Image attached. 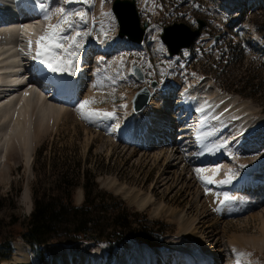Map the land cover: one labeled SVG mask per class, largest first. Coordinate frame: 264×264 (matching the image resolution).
<instances>
[{"label": "rangeland", "instance_id": "374dc122", "mask_svg": "<svg viewBox=\"0 0 264 264\" xmlns=\"http://www.w3.org/2000/svg\"><path fill=\"white\" fill-rule=\"evenodd\" d=\"M67 1L56 0L54 8H65ZM113 1L93 0L94 28L91 38L100 41L102 34L109 39L107 45L114 48L118 42V24L116 19L113 22L110 17L105 16L106 12L112 13L111 5ZM136 2L141 17L150 24L148 31L152 27L146 38L147 51L125 48L120 53L114 54L111 52L113 54L107 55L106 65H108L107 74H111V77L116 73H122L126 76L128 71H131L133 78L136 77L137 80L130 82L131 79H129L130 83H123V81L120 86L115 87L113 90L109 87L105 88L103 98L96 102L98 107L117 108L116 112L121 111V113L129 111L132 103H128V95L134 96L141 88H150L153 82H157L159 87L157 90L152 91L151 100L153 99L156 107L163 109L164 106L161 105L163 102L161 87L163 85L178 84L183 87L188 82V86L191 85L193 89H198L201 88V85L197 84L211 81L212 77L213 79L217 78L218 88L222 90L223 94H229L237 98L240 105H248L254 109L245 111L241 114L242 116H250L253 120L264 117V6L258 9H255V7L247 8L242 14L228 9L227 11L218 10L220 14H215L213 11H209V8L216 7L211 0H190L186 4H183L184 0H136ZM100 9L104 11H102V14ZM198 18L207 21L208 28L203 31L202 36L196 42L193 54L191 52L186 55L183 53L181 58L175 62H170L165 55L167 47L160 39L163 27L172 23H185L188 25L189 22H194V19ZM235 20H237V25L232 27ZM153 37H156V39H153ZM215 37H217V40H215ZM94 57H92L93 62L90 65L96 69ZM134 67L141 70L145 78L144 81L138 79L134 73ZM97 68H99L98 65ZM193 73H195V76ZM248 78L253 80L252 83L255 86H249L246 83ZM115 80L116 78L113 77V84ZM246 87L249 88L242 95ZM84 91L86 93L88 89ZM124 104H126V107L124 106L123 109ZM66 112L63 115L65 118L61 117L56 122L54 120L49 121L50 123L47 124L45 132L36 142L30 164L25 161L23 151L14 147L8 154V161H2L0 165V175L4 177L0 176V224L3 226V241L13 235L18 237V232H14L10 226L13 217L18 216L25 221L31 213V205L33 206L32 188L37 180V171L45 184L50 186L60 172L79 163L81 169H83L82 172L91 171L97 176L96 181L100 189L124 201L129 209L141 214L139 220L142 223H148L150 227L157 230L148 239L125 241L112 253L107 248L99 247L93 243H88L87 247L81 245V247H64L61 244L45 245L33 253L37 262L49 264L57 258V262H59V257L65 258L68 254H72L75 258L86 256L85 258L89 260H92L91 258L94 260V258L100 256L98 257L100 264H124L127 259L129 261L134 259L140 247H145L155 249L156 254L167 253L170 258L168 264H172V261L174 263V253L180 249L184 251L186 247L183 245L185 241L182 233H180L181 224L177 218L172 217L171 210L179 213L194 202L193 195L188 196L189 192L186 191L189 175L184 177L185 186L182 185L184 181L180 185L178 180H175V183L174 181L169 182L170 178L175 177L173 170L176 168L171 170V175L166 174L160 178V173L166 169L161 150H157L156 153H152L150 157L147 156L146 158L144 155L134 153L132 149L120 145L117 141L118 137L104 130L102 125L97 127L90 123L91 121L85 119V116H82L78 109L69 108ZM116 116L121 119L122 115L116 113ZM234 121H238V118ZM173 127L175 126L173 125ZM219 128L220 126L217 124L216 130H219ZM249 131L250 129H248ZM257 132L252 135H243V141L245 142L241 143V158L257 160L264 153L263 149V152L258 155L255 153H248L251 154L250 156L245 154L248 148L253 149L254 144L257 145L260 138L264 137V125ZM256 134H259L260 137H256ZM176 135L175 132L174 136ZM257 138L259 139L257 140ZM168 150L164 148L162 153H167L170 151ZM155 156L161 157L156 166L153 165ZM262 168H264V164ZM5 169L9 170L6 171ZM177 170L179 175L180 171ZM237 172L234 170L233 180L238 176ZM166 177L168 180L162 181ZM19 189H21V193L16 199V193ZM260 195L259 193L257 195L242 194L233 196L231 204H228V207L223 210L224 212L222 211L219 214L213 212L215 198L212 197V200H214L212 205L207 204L205 198L203 199L207 211L205 215H208L204 221H210L209 224H213L212 227L215 228L214 234L216 235L213 239L209 238L207 244L216 258L212 260V264L214 262H218L215 264H228L231 259V262L234 263L233 240L238 242L241 241L240 238H263L264 240V231L261 230L260 219L248 218L246 220V217H249L251 213L257 214L255 208L253 212L251 208L248 210L249 212L247 211L248 213L242 214L241 217H235V213L246 208L249 203H252L251 206L256 204L255 201L261 197ZM12 199L17 201L16 208H12ZM83 202L84 191L80 187L74 194V203L80 206ZM196 228L195 231L197 232L204 230L201 225ZM160 229H164V231ZM260 232L262 237H260ZM200 241L199 239L192 240V238L189 240L194 245L195 243L200 245ZM15 243L25 244L20 238L15 239L12 243L11 253L5 250V259L0 256V264L13 263L15 260ZM215 243H219V245L217 246ZM240 246L242 247V243ZM243 248H245L244 253L250 254L247 256L251 261H254L255 264H264V249L261 250L259 246L253 248L252 246H243ZM218 254L221 255L219 258H217ZM107 255L111 256L110 260L107 259ZM155 257L160 264H164L162 255L157 254ZM52 260L54 261L52 262ZM238 261L240 264H245L240 258Z\"/></svg>", "mask_w": 264, "mask_h": 264}, {"label": "bare ground", "instance_id": "6f19581e", "mask_svg": "<svg viewBox=\"0 0 264 264\" xmlns=\"http://www.w3.org/2000/svg\"><path fill=\"white\" fill-rule=\"evenodd\" d=\"M41 2L45 3L46 6H50L51 10H55V0H41ZM221 2H223V6L242 12L247 10V7L260 8L264 6V0H221ZM35 4H38L36 0H0V165L2 161H8V154L14 147L23 151L25 161L30 164L36 142L45 132L44 130L47 124L50 123L49 121L54 120L56 122L59 118L64 117L63 115L67 113L66 111L70 107H77L82 116L87 115L93 109L101 112L113 111L116 118L94 117L90 123L97 127L102 125L104 130L118 137L124 147L132 149L134 153L144 155L146 158L147 156L150 157L152 153H156L157 150H161L162 160H164V164L166 163V169H163L164 171L160 173V178L166 174L171 175V170L176 168L173 170L175 177L170 178L169 182L174 181L175 183V180H178L180 185L184 181V177L189 175V182L186 184L184 181L182 185L185 186L186 184V191L187 193L189 192L188 196L193 195L194 202L190 203L186 209L181 210L179 213L171 210L172 217L177 218L181 224L180 233L183 235L185 241L183 245H185L186 250L184 248V251H181L179 248L180 250L174 253L173 259L175 260L174 263L172 261V264H212V260L216 258L214 257V252H211L210 246L207 244L209 238L213 239L216 235L214 234L215 228L212 227L213 224L210 225V221H204L208 216L205 215V212L207 214L205 202L212 205L214 201L212 197L215 198L213 212L219 214L228 207V204H231L230 199L233 195L245 191L253 193L254 190L264 187V183H260L264 180V170L262 169V164L264 163L263 155L257 160L241 158L242 153L240 150L241 143L244 140L243 135H252L259 128H262L264 117H258L253 120L250 116H242L241 114L245 111L254 109L248 105H240L237 98L220 93L210 82L204 88L198 89H193L191 85L188 86L189 84L181 89L177 85L164 86L161 89L163 92V102L161 104L164 106L163 109L156 107L153 99L143 112L137 114H134L131 109L121 113V111L116 112L117 108L98 107L96 102L103 98L105 88L109 87L113 90L115 87L120 86L121 82H129V79L134 81L136 78L130 75L132 74L131 71H128L129 79L128 75L116 73L113 75L116 78L113 84V77L107 75L103 62L105 61V55L111 53V46L107 45L109 39L102 34L100 41L93 37L90 38L94 24L93 0H89L87 4L83 3V0H68L66 2L65 8L69 11L82 9L87 14V22H80L79 17L73 18L77 21V31H79L81 37L79 39L80 46L71 58V63H67L63 67L71 66L76 68L72 74V86L81 87L86 83L85 88L87 86L89 88L86 93H83L82 89L79 92L74 91L76 96L70 95V99L75 102L78 100L76 105H71L70 107H67L68 105L58 106L55 102H51L48 99L49 96L45 95V93H54L55 87L51 86V78L47 80V84L38 83L35 86H29L26 81V78L36 80L37 74L41 72L49 71L52 76L58 73L53 72L48 67L46 68L42 61L33 59L37 48L35 41L48 30L47 26L49 23L54 24L59 20V15L56 16L57 18L53 22L44 20L43 17L47 8L35 9L32 7ZM64 29H66V25L63 26L62 34H71V32L64 31ZM30 39L33 41L32 50L28 48ZM68 43L70 44L71 42L69 41ZM86 45H89L90 48L87 49ZM118 45H116V47L118 46V53L125 50V48L130 50L142 49L143 52L147 50V46L144 43L137 44L120 40ZM71 50L69 48V51ZM30 51L31 54H29ZM57 51L60 59L64 60L66 55L64 50L59 49ZM93 52L98 53L97 65L99 68L95 69L96 71L92 75H89L87 70L91 68L88 67L86 62ZM113 52L116 53V51ZM116 62L118 63L119 61ZM42 78H44L43 75ZM88 81L90 85H87ZM40 86L48 92H43V90L41 92ZM132 96L128 95V103H131ZM84 100H90L91 103L82 109L80 102ZM125 105H123V109ZM201 108L203 111H198ZM116 113L122 115L121 119L116 116ZM236 118H238V121L235 122ZM217 124L220 126L219 130H216ZM173 125H178V131L176 127L178 134L176 133V136L172 133L173 131L175 132ZM248 129H250L249 132ZM198 134L201 135L200 141L197 140ZM257 136L259 134H256ZM168 138L170 143L167 142L169 144L165 147L163 145H165ZM139 139V144L134 145V142ZM164 139L165 143H161L160 141ZM261 139H263L262 143L257 142L260 144L258 147H262L264 144V137ZM234 140L235 142L233 143ZM129 141H132L133 144L127 143ZM202 144L207 145L212 150L209 151L208 148L202 147ZM213 145H215L214 148L212 147ZM164 148L170 151L162 153ZM258 149L255 147L250 151L258 155ZM156 157L158 156L153 158V165L155 164V166L161 158ZM217 167H219L218 172L216 171ZM197 168H201L204 171L198 175L195 171ZM177 169L180 171L179 175ZM234 170L238 171L240 175V179L236 182L233 180ZM6 171L5 173H7ZM200 176L210 177L212 183L201 179ZM229 176H231L230 181L225 183L224 181ZM165 180H168L167 177L162 179V181ZM260 196L257 200L255 199L256 204L253 202L254 205L251 206L252 203H249L246 208L237 211L235 217H241L242 214L248 213L251 208L253 212L255 208L257 214H248L249 217H246V220L248 218L260 219L261 230L264 231V195ZM204 198L205 202H203ZM197 224L201 225L204 230L195 231ZM260 237H262V234ZM191 238L192 240H201L200 245H196V243L194 245L189 242ZM240 239V242L232 241V251L235 249L233 251L235 261L232 263L231 259L228 264H240L239 258L245 264H255L247 255L238 256L237 253H244L245 248L243 246H252V248L259 246L261 250L264 249L263 238ZM241 243L242 247L240 246ZM15 244V260L11 264H40L26 244ZM87 245L83 244L82 247H87ZM216 245L218 246L219 243ZM238 247L240 248L239 250ZM157 254L162 255L164 264H168L170 258L167 253ZM157 254L155 249L140 247L134 259L132 261L124 260V264H160L155 257ZM219 256L221 255L218 254L217 258ZM85 257L75 258L72 254H68L65 258L59 257V262H57V258V260H52L54 262L49 264H100L98 262V257L100 256L96 259L94 258V260L93 258L89 260Z\"/></svg>", "mask_w": 264, "mask_h": 264}, {"label": "trees", "instance_id": "16d2710c", "mask_svg": "<svg viewBox=\"0 0 264 264\" xmlns=\"http://www.w3.org/2000/svg\"><path fill=\"white\" fill-rule=\"evenodd\" d=\"M247 79L249 86H255ZM249 87L244 89V95ZM80 164L59 173L51 185H46L37 171L32 188V211L25 221L13 217L11 228L18 237L10 236L3 241L0 224V256L5 259V250L12 251V243L20 238L34 251L50 244L65 246L77 243H94L106 247L110 253L128 240L148 239L157 229L139 220L140 213L132 211L124 201L100 189L91 171H83ZM73 171V172H70ZM84 191V202L77 206L74 194ZM21 189L16 193L20 196ZM12 199V208L17 207ZM164 231V229H160Z\"/></svg>", "mask_w": 264, "mask_h": 264}, {"label": "snow or ice", "instance_id": "6c2138e0", "mask_svg": "<svg viewBox=\"0 0 264 264\" xmlns=\"http://www.w3.org/2000/svg\"><path fill=\"white\" fill-rule=\"evenodd\" d=\"M36 2L40 5L42 9H46L44 14V20L49 21L53 16L59 15V20L56 23H49L47 26V31L40 35L37 40L35 41V44L37 45V48L35 49V55L33 56V59L40 60L44 64L48 66L49 69H51L53 72H60L64 70V65L67 63H71V58L75 54L76 50H78L80 44L79 39L80 33L77 31V21L73 19L74 17H79L80 22H87L86 17L87 14L81 9V10H73L69 11L64 7H58L54 11L50 9V6H46L45 3H42L41 0H36ZM89 0H83V3L87 4ZM105 16L110 17V19L114 22L115 21V15L111 12H106ZM66 25V29L64 31H69L71 34H62L63 26ZM86 34V33H85ZM153 39H156V37H153ZM71 42L70 44L68 42ZM33 47V41L30 39L28 42V48L29 50H32ZM69 48L72 50L69 51ZM63 49L65 52V59L61 60L59 57V52L57 50ZM31 54V51L29 52ZM187 53L185 52V55ZM103 59V58H101ZM195 76V73H193ZM27 95V93H25ZM91 103L90 100H84L80 102V107L83 109L85 106L89 105ZM207 103V101H205ZM126 107V106H125ZM198 111H203V109H198ZM94 117H100V118H116L115 113L113 111H99V110H91L87 115H85V119L93 120ZM118 119V118H117ZM211 135V133H209ZM197 140H201V135H197ZM202 147L208 148L207 145H203ZM213 148L215 145L212 146ZM209 151L212 150V148H208ZM198 175L202 171H204L201 168L195 169ZM216 171H219V167H217ZM201 179L207 180L208 183H212V180L210 177H204L200 176ZM231 179V176L228 177L224 182L228 183ZM206 191H208L206 189ZM235 251V249L233 250ZM238 256L240 255H250L248 253H237Z\"/></svg>", "mask_w": 264, "mask_h": 264}, {"label": "water", "instance_id": "95a60500", "mask_svg": "<svg viewBox=\"0 0 264 264\" xmlns=\"http://www.w3.org/2000/svg\"><path fill=\"white\" fill-rule=\"evenodd\" d=\"M119 24L120 38L127 37L130 41L141 43L144 39L145 30L148 25L145 23L140 27V18L134 0H116L112 7ZM199 29L191 30L184 24H175L164 29L162 41L167 45L171 56L179 54L182 49H189L193 41L200 35V30L205 26L203 21H199ZM140 79H143L141 72L135 69ZM156 84L152 88H156ZM150 97L148 88L140 90L133 101V109L139 112L147 105Z\"/></svg>", "mask_w": 264, "mask_h": 264}]
</instances>
